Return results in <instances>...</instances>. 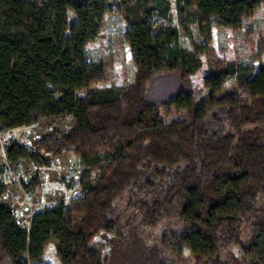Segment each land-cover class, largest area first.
Returning a JSON list of instances; mask_svg holds the SVG:
<instances>
[{"label": "trees", "instance_id": "trees-1", "mask_svg": "<svg viewBox=\"0 0 264 264\" xmlns=\"http://www.w3.org/2000/svg\"><path fill=\"white\" fill-rule=\"evenodd\" d=\"M110 1L0 0V125H30L37 114L72 116L69 135L56 133L38 148L73 151L84 166L83 196L38 211L29 230L0 203V264H45L51 242L62 264H110L105 250L113 243H95L103 234L122 237L126 198L128 208H139L142 225H176L163 235V247L185 245L204 264H261L223 257L222 250L242 245L245 226L250 251L264 237V67L255 75L235 63L210 71L204 85L213 94L200 104L192 76L202 67V47L179 45L172 0H120L137 72L132 84L103 88L108 70L89 61L88 47L114 11ZM176 6L181 23H198L211 43L213 27L240 30L264 0ZM231 75L238 76L233 92L225 90ZM9 157L27 153L14 145ZM95 170L101 175L91 182ZM163 183L162 196L141 198Z\"/></svg>", "mask_w": 264, "mask_h": 264}, {"label": "rangeland", "instance_id": "rangeland-1", "mask_svg": "<svg viewBox=\"0 0 264 264\" xmlns=\"http://www.w3.org/2000/svg\"><path fill=\"white\" fill-rule=\"evenodd\" d=\"M119 2L120 0L110 1L114 11L106 15L101 35L88 47L89 61L104 65L108 70L109 81L101 84L103 88L125 87L132 84L137 72L130 44L125 39L128 25L118 9ZM69 16L71 21L75 19L72 11ZM171 16L172 23L179 28L181 33L179 45L190 51H194L196 46L202 47V67L192 76V84L198 92L200 104L207 102L213 94L212 89L204 85V79L210 71H221L228 64L235 63L240 64L242 68L251 70L255 75L258 69L264 67V6L255 15L245 19L240 30L213 27L211 43H206L198 23L189 21L181 23L176 0H172ZM237 87L238 76L231 75L225 83V90L233 92L237 90ZM84 94L79 93L80 96ZM186 116L185 112L175 114L171 118H166L165 121L170 124L172 121ZM30 125L33 130V138L40 145L42 140L52 137L56 133L61 136L69 135L75 129V120L72 116L54 118L37 114ZM106 158V155H101L102 160ZM38 161L52 167L51 185L64 182L66 187H54L49 191L42 190L33 179L35 173L32 164L25 161L24 171L28 176L26 180L29 182L27 188L33 196L35 211L60 203L67 206L75 198L83 196L84 187L81 181L84 166L81 158L75 152L55 153L42 149ZM100 175L99 170L93 171L90 181L95 182ZM163 184H159L161 187L158 191L143 195L141 198L152 202L162 196L166 189V183ZM120 207L122 210V237H118L114 233H111V236L103 234L97 238L95 243L98 245L99 241L103 242L107 239L113 243L105 250L106 253H110V264H204V261H198L191 249L185 245L172 248L163 247L162 237L165 233L175 229L174 223L167 220L155 227L145 226L140 223L139 208H128L127 198L120 203ZM254 221L255 219L252 218V222ZM251 240V227L245 226L242 245H230L222 250V256L225 257L228 253H232L238 258H248L250 261L264 264L263 234L259 236L258 244L253 246L252 251L249 250ZM43 261L45 264H62L54 242L47 246Z\"/></svg>", "mask_w": 264, "mask_h": 264}, {"label": "built area", "instance_id": "built-area-1", "mask_svg": "<svg viewBox=\"0 0 264 264\" xmlns=\"http://www.w3.org/2000/svg\"><path fill=\"white\" fill-rule=\"evenodd\" d=\"M14 145L23 148L27 153V157L12 160L9 157V149ZM0 154L2 156L0 182L4 187V191L0 195V203L7 205L14 213L18 222L29 230L33 217L39 210L35 211L33 196L27 188L29 182L26 180L28 176L24 171L25 161H29L32 164V169L35 173L33 179L42 190L49 191L54 187H66V184L62 182L51 185L52 167L38 161L37 157L40 151L38 144L33 138L31 125L14 128H6L0 125ZM52 207L45 206L42 210Z\"/></svg>", "mask_w": 264, "mask_h": 264}]
</instances>
